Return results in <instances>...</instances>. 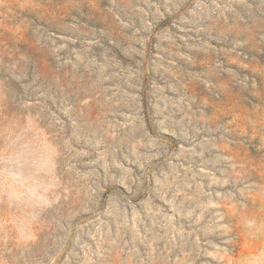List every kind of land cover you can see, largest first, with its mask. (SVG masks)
Listing matches in <instances>:
<instances>
[{
  "label": "rangeland",
  "instance_id": "1",
  "mask_svg": "<svg viewBox=\"0 0 264 264\" xmlns=\"http://www.w3.org/2000/svg\"><path fill=\"white\" fill-rule=\"evenodd\" d=\"M0 264H264V0H0Z\"/></svg>",
  "mask_w": 264,
  "mask_h": 264
}]
</instances>
